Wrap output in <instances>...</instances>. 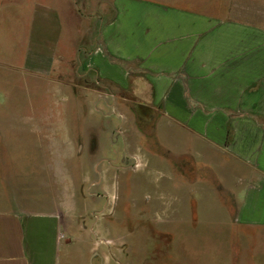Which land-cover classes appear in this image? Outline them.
I'll return each mask as SVG.
<instances>
[{
  "label": "crops",
  "instance_id": "crops-1",
  "mask_svg": "<svg viewBox=\"0 0 264 264\" xmlns=\"http://www.w3.org/2000/svg\"><path fill=\"white\" fill-rule=\"evenodd\" d=\"M27 1L43 28L33 46L26 43L23 69L46 78L49 92L58 86L72 99L81 95L88 120L80 143L0 146V264H73L76 243L80 264L126 261L127 237L106 218L117 200L114 176L130 173L154 194L140 202L128 195L132 212L150 214L139 222L155 226L164 243L179 214L199 220L209 211L210 222L256 230V263L264 264V13L222 17L167 0H66L61 14ZM57 15L70 27L64 42L44 37L60 27ZM55 116L4 111L0 123L2 132L24 133L30 122L55 132ZM75 156L95 188L77 196L100 212L91 223L72 202L53 199L75 197L63 170Z\"/></svg>",
  "mask_w": 264,
  "mask_h": 264
},
{
  "label": "rangeland",
  "instance_id": "rangeland-1",
  "mask_svg": "<svg viewBox=\"0 0 264 264\" xmlns=\"http://www.w3.org/2000/svg\"><path fill=\"white\" fill-rule=\"evenodd\" d=\"M39 1L44 6L46 4L52 5L53 9H57L61 13L62 5L65 4L66 0ZM167 1L208 10L222 17H229L230 15L239 17L243 12L264 13V0ZM35 2L37 1L35 0ZM31 3L34 1L0 0V113L14 110L25 112L32 110L53 111L56 112V116L52 117L53 125H56L57 122L58 126L55 127L54 132V126L38 128L30 122L27 124L28 127L25 132L20 134L13 130V132H2L4 127L0 123V146H4L5 143L17 144L24 140L27 142H39L40 140H42L41 142H50L56 139V142H61V144L70 145L72 141L80 143L83 136L86 135L84 133L88 120L85 116L84 102L80 100L81 95H76L74 96L75 99H72L67 89L58 86L53 87L49 92V85L40 80H47L46 78L34 77L23 69L22 56L25 53L28 40H31L33 46V41L39 35L41 36L40 33L43 28L39 19L36 18L35 12H32L30 8ZM57 16L59 21H56V27H60L57 28L56 32L54 28L44 37L51 40L54 36L55 39L58 38V42H64L68 38L70 27H68L69 24L63 15ZM88 22H90L89 19H82L84 30V24ZM91 22L98 26L99 19L94 18ZM81 49L82 47L79 49L80 53ZM78 66L80 67V64ZM79 67L77 70L80 72L81 68ZM0 121H3L2 117ZM101 133H103L102 130ZM13 150L17 152L15 148ZM62 150H59V153ZM57 156L60 157L59 154ZM86 167L84 158L75 156L66 161L63 170L69 168L68 186L69 189L71 186H77V190L73 193L75 197H62L59 192V196L53 199H56L59 205L63 206L72 202L78 211H82L84 220L91 223L100 217V212L85 208L80 198L77 197L81 191L88 194L95 189L83 178ZM156 176L162 178L161 174L160 176L156 174ZM140 180L141 178L137 174L115 175L113 181L115 182L114 192L117 193V200H113V211L107 213L108 217L103 216L101 218L104 220L107 217V221H110V230L113 233L125 234L127 237L128 243L121 247L122 255L127 254V260L121 261V264H233L238 253H240L238 259L241 258L239 264H257V231L231 229L210 222L213 214L208 213L209 211L198 214L199 220H195L188 212L179 214V219L170 224L169 232L172 236L170 244L164 243L167 240L166 236L156 234L155 226L144 228L139 222V218L144 219L150 214L138 215L137 212H132L131 204L127 201L128 195L131 194L136 196V200L139 202L153 198L154 194L151 189L140 186L138 183ZM42 196L39 199L45 200V195ZM96 198L99 199L100 196H96ZM104 200L105 198L101 199L102 202ZM245 231L249 234L247 232L242 234ZM129 244L136 245L132 254H130ZM80 252L81 245L74 244L71 250L73 264H80Z\"/></svg>",
  "mask_w": 264,
  "mask_h": 264
}]
</instances>
